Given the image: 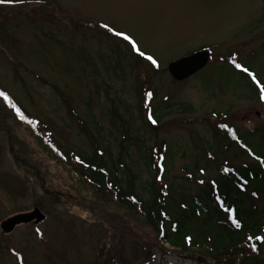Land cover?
Wrapping results in <instances>:
<instances>
[{
    "label": "rangeland",
    "instance_id": "374dc122",
    "mask_svg": "<svg viewBox=\"0 0 264 264\" xmlns=\"http://www.w3.org/2000/svg\"><path fill=\"white\" fill-rule=\"evenodd\" d=\"M203 49L209 63L176 80L169 65ZM262 89L264 0L0 3V264H230L207 247L163 242L141 208L87 180L77 156L123 151L143 207L167 182L177 200L194 195L222 169L252 162L237 136L264 125ZM181 101L192 111L175 108L157 125L148 115L149 105ZM125 132L153 160L137 145L126 155ZM35 208L45 221L2 230ZM242 250L264 264V240Z\"/></svg>",
    "mask_w": 264,
    "mask_h": 264
},
{
    "label": "trees",
    "instance_id": "16d2710c",
    "mask_svg": "<svg viewBox=\"0 0 264 264\" xmlns=\"http://www.w3.org/2000/svg\"><path fill=\"white\" fill-rule=\"evenodd\" d=\"M162 104L155 108L149 105L147 109L151 110L148 115L156 125L175 108L185 112L192 111V106L183 101L178 105L174 102L169 103L166 107ZM145 117L147 118L146 111ZM96 128H101L99 123ZM124 136L129 147L125 151L126 155H129L130 148L136 145L139 148H136L138 152L142 151L144 144L142 140L136 138L133 141L127 132ZM246 136L252 138V144L244 140ZM237 139L245 142L242 150L252 158V162L239 166L230 165L225 170L222 169L219 176H210L205 182L206 186L196 194L182 196L179 200L174 197V194L180 193L179 190L172 183H164L162 189L154 192L152 207H143L144 202L131 192L133 177L123 151L114 155L109 147H102L91 155L83 157L78 154L77 158L87 180L100 190L120 192L119 199H122L127 207L141 208L147 215L146 218L156 225L160 239L171 247L182 251L194 247H207L219 256L231 255L230 259H233L230 260V264H259L255 255H248L242 249L248 244H259L262 240L256 238L264 235V125L244 135L238 133ZM256 139L259 140L254 142ZM143 150L146 152L144 157L146 160H149V156L152 158L151 148L147 153L144 145ZM64 157L67 159V156ZM215 159L216 156L211 157V165ZM67 161L72 160L69 158ZM197 166L199 170L204 172L207 170L201 163ZM186 169L193 178L195 174L192 168ZM164 171L167 176L170 168L166 165L161 166L160 172L163 174ZM233 217L239 222V227L233 222Z\"/></svg>",
    "mask_w": 264,
    "mask_h": 264
},
{
    "label": "water",
    "instance_id": "95a60500",
    "mask_svg": "<svg viewBox=\"0 0 264 264\" xmlns=\"http://www.w3.org/2000/svg\"><path fill=\"white\" fill-rule=\"evenodd\" d=\"M210 58V51H197L191 55L172 62L169 65V71L176 80L182 81L204 68L209 63ZM35 219L37 222L43 221L45 219V215L39 208H35L31 212L20 213L8 218L2 223V230L5 233H11L18 225L22 223H30Z\"/></svg>",
    "mask_w": 264,
    "mask_h": 264
},
{
    "label": "snow or ice",
    "instance_id": "6c2138e0",
    "mask_svg": "<svg viewBox=\"0 0 264 264\" xmlns=\"http://www.w3.org/2000/svg\"><path fill=\"white\" fill-rule=\"evenodd\" d=\"M12 2H13V0H0V3H12ZM104 27L107 28L108 25H104ZM116 35L124 36L125 39L130 40V41L132 42L133 47H136V46H135V41H132L131 37L125 35L124 33H119V32L116 33ZM136 51L139 52V54H140L141 56H144V55H145V53H144V52H141L140 49H139L138 47H136ZM146 58H147L149 61H151L152 64H154V65L157 64V61H156L152 56L149 55V56H147ZM237 67H241V66H240L239 64H237ZM244 71H248V70H247V69H244ZM262 91H264V89H262ZM0 95H5V94H4V93H0ZM148 95L151 96V93H149ZM5 98H7V97H5ZM262 98H264V97H262ZM150 118H151V117H150ZM153 122H155V121H153ZM222 127H226V125H222ZM233 222L236 223V226H237V227L240 226V225H239V222H238L237 220H235L234 217H233ZM249 239H251V237H250ZM256 239H257V240H264V237H257ZM255 248H256V246L253 245V250H255Z\"/></svg>",
    "mask_w": 264,
    "mask_h": 264
},
{
    "label": "flooded vegetation",
    "instance_id": "af4514ba",
    "mask_svg": "<svg viewBox=\"0 0 264 264\" xmlns=\"http://www.w3.org/2000/svg\"><path fill=\"white\" fill-rule=\"evenodd\" d=\"M35 222V221H34Z\"/></svg>",
    "mask_w": 264,
    "mask_h": 264
}]
</instances>
